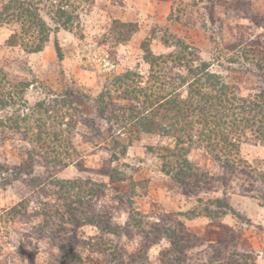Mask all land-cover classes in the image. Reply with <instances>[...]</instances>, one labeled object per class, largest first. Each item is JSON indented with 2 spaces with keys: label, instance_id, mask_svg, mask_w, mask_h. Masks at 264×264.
<instances>
[{
  "label": "rangeland",
  "instance_id": "374dc122",
  "mask_svg": "<svg viewBox=\"0 0 264 264\" xmlns=\"http://www.w3.org/2000/svg\"><path fill=\"white\" fill-rule=\"evenodd\" d=\"M16 2L36 4L49 27L48 41L39 51L27 50L30 41L21 35V23L6 10ZM14 35L16 43L11 39ZM145 47L154 57H187L191 68L173 67L169 61L168 73L191 79V70L207 68L243 96H253L264 90V68L257 66L259 55L264 54V0H0V95L15 101L0 110V117L30 113L40 102L67 99L78 122L69 130L77 155L67 167L58 170L38 157L31 173L12 184H5L8 174L0 172V264H57L54 254L59 253V242L95 239L99 234L95 224L86 223L66 225L59 239L52 231L42 238L32 235L42 217L19 220L8 209L27 199L36 210L38 201L48 199L34 186V177L38 181L80 178L101 184L103 192L80 217H111V226L118 232H106V237L124 247V264L174 260L177 253L164 256L173 231L185 238L183 264L232 260L264 264L263 183L225 181L222 163L197 146L188 158L216 180L209 189L182 185L167 175L157 152L147 148L155 143L175 147L174 137L144 133L132 137L127 121L116 124L112 118L123 117L120 107L131 103L122 96L125 82L118 77L128 73L133 78L128 84L148 82L151 65ZM181 89L186 93V86ZM100 97L106 103L112 101L109 108L116 109L112 120L100 114ZM85 119L94 124H86ZM239 145L240 159L263 167L264 139L249 131ZM29 146L20 139L6 141L0 145L1 162L18 167ZM125 146L127 153L120 154ZM224 196L232 205L226 214L212 218L193 213ZM133 215L138 224L149 222L160 228L157 242L144 244L146 259L138 255V236L131 240L126 232ZM31 251L34 257L29 259ZM92 255V264H107L101 255Z\"/></svg>",
  "mask_w": 264,
  "mask_h": 264
},
{
  "label": "trees",
  "instance_id": "16d2710c",
  "mask_svg": "<svg viewBox=\"0 0 264 264\" xmlns=\"http://www.w3.org/2000/svg\"><path fill=\"white\" fill-rule=\"evenodd\" d=\"M35 5L32 2L28 4L16 2L15 5L6 6L11 16L21 23V35L30 41V43L25 41L28 42L25 46L31 52L41 50L49 38V27ZM17 37L14 35L11 39L15 41ZM145 50L146 58L151 65L148 82L143 86L135 85L133 81L128 84L129 80L133 79L128 73L118 77V80L125 82L122 96L131 103L120 107L123 117L120 114L112 116L115 123L123 124V121H127L130 124L129 133L136 138L139 136L138 133L174 137L175 147L170 145L158 147L155 143L147 148L149 152H157L164 160L163 169L166 170L167 175H171L182 185L193 184L199 189H209L212 181L216 180L208 172L201 171L188 158V154L197 146L212 153L222 163L224 169L222 179L225 181L247 179L264 184V165L263 167L262 165L258 167L257 164L251 165L239 156V141L242 136L247 135V132L250 131L264 139V90L253 96H243L235 86L223 82L216 73L205 71L207 68L199 71L191 70L193 74L191 79L178 73H168L165 67L169 61L173 62V67L191 68L188 67L187 57L184 54L154 57L148 47H145ZM259 56L261 60L257 66L264 68V54ZM183 86H186V93L181 89ZM11 100L12 97L6 94L0 95V110L13 105L15 101ZM111 102L106 103L104 97H100V114L108 119L116 111L113 106L109 108V105L113 104ZM73 109L71 101L62 99L48 104L40 102L30 113L17 116L5 114L0 117V145L12 139H20L30 144L26 159L18 167L12 169L0 160V172L8 174L4 179L5 184H12L22 175L30 174L38 157L58 170L71 163L74 155H77L70 144L69 136V130L78 123ZM84 122L94 124L92 120L85 119ZM116 141L117 139L114 138L113 142ZM127 147L125 146L120 154H126ZM32 182L48 199L38 201L36 210L30 207L27 199L8 209V212L19 220L28 221L34 216L42 217L41 226L35 227L31 232L32 235L42 238L52 231L50 234H54L59 239L61 231L68 224L80 227L91 223L99 229L95 239L59 242V253L54 254V263L92 264V254H99L102 257L101 261H106L107 264H124L121 261L124 247H120L114 239L106 237V232H118L117 228L111 226V217L105 216L101 219H97L95 215L86 219L80 217L87 213L88 207L103 192L101 184L80 178H51L47 181L46 179L38 181L34 177ZM199 200L202 202L201 199ZM228 210H232V205L224 196L214 198L203 207L202 211L193 213L216 218L219 213L226 214ZM134 215L129 219L126 232L131 240L137 239L138 236V255L146 259L144 244L148 247L150 242L156 243L160 228L149 222L138 224L133 221ZM140 218L142 221V217ZM57 220H60V223ZM150 234L154 236L150 237ZM169 236L171 246L165 251L164 256L177 254L174 255V260H164L163 264H183L185 238L174 231ZM86 251L88 253L85 254ZM33 257V252H29V259ZM105 257H109L111 263ZM203 264L218 263L210 261ZM228 264L241 263L232 260ZM245 264L249 263L245 261Z\"/></svg>",
  "mask_w": 264,
  "mask_h": 264
}]
</instances>
